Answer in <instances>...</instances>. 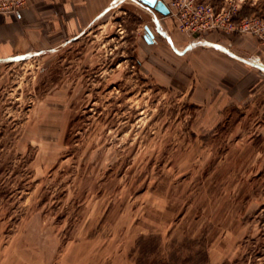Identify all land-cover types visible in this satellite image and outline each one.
Instances as JSON below:
<instances>
[{"label":"rangeland","instance_id":"obj_1","mask_svg":"<svg viewBox=\"0 0 264 264\" xmlns=\"http://www.w3.org/2000/svg\"><path fill=\"white\" fill-rule=\"evenodd\" d=\"M84 1L82 29L0 62V264H264V99L194 86L154 23L246 33L198 28V4L238 21L264 0Z\"/></svg>","mask_w":264,"mask_h":264},{"label":"crops","instance_id":"obj_2","mask_svg":"<svg viewBox=\"0 0 264 264\" xmlns=\"http://www.w3.org/2000/svg\"><path fill=\"white\" fill-rule=\"evenodd\" d=\"M79 6L75 5L74 12L73 0H31L19 15L1 13L0 62L15 58L42 39L70 32L74 25L82 29L88 21H82L84 12ZM154 23L171 49L183 60L188 58L193 75H197L192 79L194 86H227L228 98L241 92L242 99H264V45L257 38L247 33L224 37L213 33L182 45L162 32L160 19ZM148 43L156 44L158 40L153 36Z\"/></svg>","mask_w":264,"mask_h":264},{"label":"built area","instance_id":"obj_3","mask_svg":"<svg viewBox=\"0 0 264 264\" xmlns=\"http://www.w3.org/2000/svg\"><path fill=\"white\" fill-rule=\"evenodd\" d=\"M198 6L199 9L204 8L206 12L205 16H200L199 21L197 22L198 28L208 24L212 28H223L229 31L235 30L238 32H246L257 36L261 42H264V14L262 16L251 14L241 17L238 21H234L233 14L231 12L233 9L230 8V10L225 14V18L220 20L218 18L219 13H216L215 15L216 8L212 4H198ZM10 7V4L4 6V11L15 10V8ZM222 10L223 7L221 8V11Z\"/></svg>","mask_w":264,"mask_h":264},{"label":"water","instance_id":"obj_4","mask_svg":"<svg viewBox=\"0 0 264 264\" xmlns=\"http://www.w3.org/2000/svg\"><path fill=\"white\" fill-rule=\"evenodd\" d=\"M142 3L146 4L149 8H153L162 15H167L169 13V8L163 0H141ZM145 31L143 34L144 39L147 42L153 41V33L148 26H145Z\"/></svg>","mask_w":264,"mask_h":264},{"label":"trees","instance_id":"obj_5","mask_svg":"<svg viewBox=\"0 0 264 264\" xmlns=\"http://www.w3.org/2000/svg\"><path fill=\"white\" fill-rule=\"evenodd\" d=\"M243 10V9H242Z\"/></svg>","mask_w":264,"mask_h":264}]
</instances>
